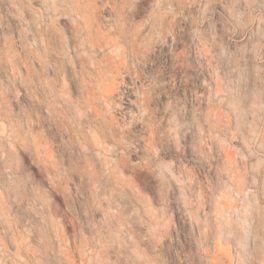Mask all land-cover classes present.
<instances>
[{"label": "rangeland", "instance_id": "1", "mask_svg": "<svg viewBox=\"0 0 264 264\" xmlns=\"http://www.w3.org/2000/svg\"><path fill=\"white\" fill-rule=\"evenodd\" d=\"M0 264H264V0H0Z\"/></svg>", "mask_w": 264, "mask_h": 264}]
</instances>
